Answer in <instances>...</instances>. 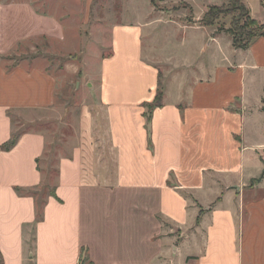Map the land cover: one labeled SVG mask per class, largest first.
Returning a JSON list of instances; mask_svg holds the SVG:
<instances>
[{"label":"crops","instance_id":"obj_1","mask_svg":"<svg viewBox=\"0 0 264 264\" xmlns=\"http://www.w3.org/2000/svg\"><path fill=\"white\" fill-rule=\"evenodd\" d=\"M151 5L110 27L82 95L59 92V72L0 64V264H264V35L235 48L228 32ZM32 13L0 10V34L23 35L25 17L39 34L47 23ZM150 16L195 33L196 60L156 54ZM160 69L161 104L149 110ZM76 93V123L64 122L75 141L53 168L43 124L19 130L9 112L47 119L30 114L58 99L67 110Z\"/></svg>","mask_w":264,"mask_h":264},{"label":"rangeland","instance_id":"obj_2","mask_svg":"<svg viewBox=\"0 0 264 264\" xmlns=\"http://www.w3.org/2000/svg\"><path fill=\"white\" fill-rule=\"evenodd\" d=\"M183 1L190 5L191 12L184 6ZM247 1L252 10L251 16L254 14L255 17L262 19L264 9L260 7L259 0ZM223 2L225 0H154L155 5L151 6L158 14L167 11L172 18L184 24H194L195 18L202 17L207 5H220ZM149 6L150 0H0L2 12L22 15L33 12L32 14L38 15L43 23H47L41 28L39 34H28L32 32L33 27L31 21L25 17L26 29L23 35L0 34V64L5 70L23 64L59 72L63 77L60 79L58 91L63 92V95L79 91L82 95L87 88L86 82L90 80L84 74L95 75L100 57L110 53V27L114 23L123 22L124 19L132 22L143 19L144 16H148ZM135 9L136 11H133ZM132 12L136 14L134 13L133 16ZM52 18L53 24L48 23L47 20ZM161 19L150 16L145 20L150 24L148 27L156 43V54L163 55L173 47L177 50H175L176 57L183 58L187 55L192 61L196 60L194 42L197 35L195 36V33L181 35L180 31L171 30L178 28L176 21L168 22L166 19ZM229 19V17L222 18L220 27L226 29L229 26ZM255 21L260 24L256 19ZM184 38L189 41L182 45ZM162 77L160 69L159 82L163 87ZM81 95L76 93L68 100L67 110H64L65 100L58 99V103L55 104L57 110H36L38 115L30 114L32 118L45 116L47 119L43 120L26 122L22 119L25 111L11 110L9 112L14 128L18 127V123L19 126L23 123L19 130H32L35 129L34 127H39V125L33 126L35 123L43 124L41 128L45 130L48 137L46 151L50 157L52 156L50 165L53 168H55V159L58 154H67L71 148L70 143L75 141L74 132L68 130L64 122L75 125L76 116L73 112H76L74 108L82 102ZM50 115L51 117H48ZM57 115H61L60 121L56 119ZM69 134L73 136L69 138ZM57 136L61 137V140H56ZM49 163L47 159H42L40 162L43 175L47 173ZM45 179L47 180V177ZM45 182L43 181L40 185L38 203L51 191L50 185ZM50 182L52 184L53 180ZM81 264H88V261L82 258Z\"/></svg>","mask_w":264,"mask_h":264},{"label":"trees","instance_id":"obj_3","mask_svg":"<svg viewBox=\"0 0 264 264\" xmlns=\"http://www.w3.org/2000/svg\"><path fill=\"white\" fill-rule=\"evenodd\" d=\"M154 4V0H150ZM262 6L264 1L261 0ZM184 6L191 12L189 4L184 2ZM229 17V26L224 29L220 27V20ZM198 22L201 25L213 27L217 25V31H226L231 35L232 45L235 48H247L258 37L264 35V24H258L250 14V9L243 0H225L220 5H208L205 12ZM160 78V74H159ZM160 81V80H159ZM163 88L158 83L156 94L153 101L147 104L148 109L161 104ZM149 119V116L147 117ZM18 134L15 133L8 142L2 145V149H10L17 141ZM41 203H38V210L40 211Z\"/></svg>","mask_w":264,"mask_h":264}]
</instances>
